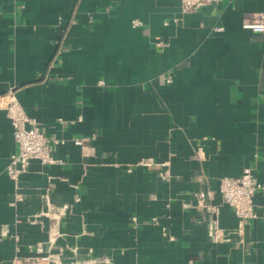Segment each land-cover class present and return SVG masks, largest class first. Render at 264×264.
Listing matches in <instances>:
<instances>
[{
  "label": "crops",
  "instance_id": "crops-1",
  "mask_svg": "<svg viewBox=\"0 0 264 264\" xmlns=\"http://www.w3.org/2000/svg\"><path fill=\"white\" fill-rule=\"evenodd\" d=\"M256 12L264 0L187 13L180 0H0V264L33 255L56 228L53 251L70 264H264V33L242 27ZM11 91L67 140L55 151L64 163L32 160L18 190L6 173L18 150ZM141 159L168 162L170 179ZM246 166L261 185L259 217L243 244L214 241L215 223L237 225L219 180ZM208 192L216 215L197 205ZM48 203L69 208L30 223Z\"/></svg>",
  "mask_w": 264,
  "mask_h": 264
},
{
  "label": "built area",
  "instance_id": "built-area-1",
  "mask_svg": "<svg viewBox=\"0 0 264 264\" xmlns=\"http://www.w3.org/2000/svg\"><path fill=\"white\" fill-rule=\"evenodd\" d=\"M221 0H180V11L187 13L195 11L204 5L217 4ZM176 22L177 19H173ZM142 22L140 20H132V26H139ZM164 25L169 24L168 21L163 22ZM242 27L249 29L253 32L264 33V12H256L250 15L249 19L244 21ZM216 31H221V27H215ZM162 42L158 41L156 47H161ZM167 82H171L170 78H167ZM99 85H105L104 80L99 81ZM3 104L6 114L10 119L14 128V137L18 145V150L12 153L9 158V163L6 168L7 175L15 182L16 189L20 188L19 178L25 173L30 166L32 160H39L43 165L64 163V160L55 157V151L61 145L67 143L66 139L49 137L39 126L38 120L27 114L24 107L18 100L13 91L9 92L5 97ZM79 119H82L80 116ZM63 123V120L60 119ZM92 137H75L73 142L76 145L83 146L86 142L90 141ZM256 158V154H254ZM137 165L145 166L148 168L159 169L162 166V170L158 172V175L165 180H169L171 175L168 170V162L156 163L150 159L139 160ZM131 168H129V171ZM261 189V185L256 181L254 175L253 166H246L243 168L241 174L237 177L223 176L219 180L218 192L221 198V202L232 208L236 218L237 225L234 229L224 231L215 223L213 231V240L220 241L225 236H236L237 244L241 245L245 242V226L248 221L257 219L258 213L255 209L253 202V195ZM211 193L198 194L197 205L200 208L205 209L207 212L217 214L219 207L215 204L208 202L205 198L211 199ZM16 201L23 200V195L19 191L15 194ZM212 200V199H211ZM47 212L36 214L29 218L30 223L40 222L42 215H48L53 218H60L66 214L69 206L65 204L59 209H55L50 203H48ZM133 221H136L133 217ZM156 222V219L153 218ZM165 235V229L162 228ZM62 235L59 229H55L51 232L48 240L39 244H30L29 250L33 251V255L29 256H15L12 260V264H70L63 260L62 255L59 252H54V246L57 239ZM15 239L18 242L20 240L19 235H15ZM168 239L173 240V236H168ZM17 252L20 251L19 245L16 247Z\"/></svg>",
  "mask_w": 264,
  "mask_h": 264
},
{
  "label": "bare ground",
  "instance_id": "bare-ground-1",
  "mask_svg": "<svg viewBox=\"0 0 264 264\" xmlns=\"http://www.w3.org/2000/svg\"><path fill=\"white\" fill-rule=\"evenodd\" d=\"M47 210H48V208H47ZM47 210L45 212H47Z\"/></svg>",
  "mask_w": 264,
  "mask_h": 264
}]
</instances>
